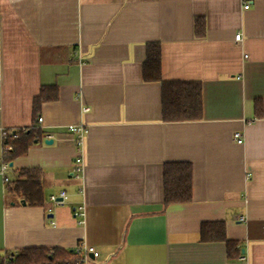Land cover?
Listing matches in <instances>:
<instances>
[{
	"label": "crops",
	"instance_id": "obj_1",
	"mask_svg": "<svg viewBox=\"0 0 264 264\" xmlns=\"http://www.w3.org/2000/svg\"><path fill=\"white\" fill-rule=\"evenodd\" d=\"M149 43L159 44L162 82L201 83L199 120L162 121L161 84L142 80ZM48 86L57 92L40 107L41 140L4 173L40 168L44 205L7 195L0 176L1 255L83 242L98 253L85 264H264V0H0V163L3 134L33 127L32 100ZM79 124L76 181L66 127ZM181 162L191 201L164 208L163 165ZM60 192L64 204L47 213ZM212 222L238 258L199 240Z\"/></svg>",
	"mask_w": 264,
	"mask_h": 264
},
{
	"label": "trees",
	"instance_id": "obj_2",
	"mask_svg": "<svg viewBox=\"0 0 264 264\" xmlns=\"http://www.w3.org/2000/svg\"><path fill=\"white\" fill-rule=\"evenodd\" d=\"M194 35L202 38L205 33V24L202 18L193 21ZM146 59L142 64V80L144 83L155 82L161 84V113L163 122L194 121L202 117V86L200 82H162L160 69L159 44L146 45ZM51 90L52 94L49 93ZM55 87H43L40 93L32 100V123L30 129L10 131L16 134L15 138L5 137L2 141L3 148L10 147L5 152L2 160L6 163L22 157L36 142L41 140L43 132L37 124L40 107L43 103L56 99ZM260 109L258 112L256 109ZM253 110L256 117L262 115L261 104L254 102ZM163 207L170 204L189 203L191 201L192 170L189 163H167L163 165ZM14 179L5 185L6 194L15 196L20 203L28 207L44 205V174L40 168H22L15 171ZM199 240L205 243L222 242L226 247L228 258H238V244L226 240L222 223L212 222L200 225ZM81 257L73 250L45 248L24 249L17 252L0 254V264H78Z\"/></svg>",
	"mask_w": 264,
	"mask_h": 264
},
{
	"label": "built area",
	"instance_id": "obj_3",
	"mask_svg": "<svg viewBox=\"0 0 264 264\" xmlns=\"http://www.w3.org/2000/svg\"><path fill=\"white\" fill-rule=\"evenodd\" d=\"M245 9H247V6H244ZM242 38L241 35L239 33H236L235 36H233V41L236 42H241ZM82 113H86L88 112L87 108H82L81 109ZM42 122V118L38 117L37 119V123L41 124ZM66 130L70 133H72L75 136V140H74V144H75V150H76V155L74 157V162L71 166L70 169V177L76 181H79L80 179H82V163H83V159H82V141L83 138L86 134L87 129H85V127L82 124L79 125H69L66 127ZM11 137V138H15L16 134L12 133L10 131H6L3 134V139L5 137ZM233 139L239 144L243 141L242 136L240 133L238 134H234ZM10 147L8 146L7 148L3 149L2 152V158L5 154V152H7V150H9ZM8 163L6 162H1L0 163V176L2 177L4 183L8 182V179L5 177L4 173L7 171L8 169ZM66 198V194L65 192H60L57 195H52L48 198V203H50V207H48L46 209L47 213H51L52 209L54 207H58V206H62L64 203V199ZM73 215L74 217H76L79 221V224H82L84 222V206H77L75 207L74 211H73ZM244 218L241 217L239 219V221H243ZM73 253H75L76 255L81 257V262H79L78 264H85L88 256H91L92 259H96L98 253H96L94 251L93 248L88 247L87 245H85L83 242L80 244L75 245L74 249H73Z\"/></svg>",
	"mask_w": 264,
	"mask_h": 264
},
{
	"label": "water",
	"instance_id": "obj_4",
	"mask_svg": "<svg viewBox=\"0 0 264 264\" xmlns=\"http://www.w3.org/2000/svg\"><path fill=\"white\" fill-rule=\"evenodd\" d=\"M50 143H51V140H45V141H44V144H45V145H50ZM9 166H11V163H9Z\"/></svg>",
	"mask_w": 264,
	"mask_h": 264
}]
</instances>
